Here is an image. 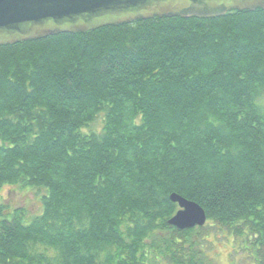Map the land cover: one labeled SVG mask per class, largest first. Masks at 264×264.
<instances>
[{
	"label": "trees",
	"instance_id": "trees-1",
	"mask_svg": "<svg viewBox=\"0 0 264 264\" xmlns=\"http://www.w3.org/2000/svg\"><path fill=\"white\" fill-rule=\"evenodd\" d=\"M11 185L42 210L0 203V264H213L208 224L264 264V8L1 44ZM173 192L204 227L169 224Z\"/></svg>",
	"mask_w": 264,
	"mask_h": 264
},
{
	"label": "water",
	"instance_id": "water-1",
	"mask_svg": "<svg viewBox=\"0 0 264 264\" xmlns=\"http://www.w3.org/2000/svg\"><path fill=\"white\" fill-rule=\"evenodd\" d=\"M258 8H264V0H0V45L111 23L163 16L213 18ZM170 199L179 207L168 221L171 226L183 231L207 224L200 204L176 192Z\"/></svg>",
	"mask_w": 264,
	"mask_h": 264
},
{
	"label": "rangeland",
	"instance_id": "rangeland-1",
	"mask_svg": "<svg viewBox=\"0 0 264 264\" xmlns=\"http://www.w3.org/2000/svg\"><path fill=\"white\" fill-rule=\"evenodd\" d=\"M103 119L100 116L91 126L100 129ZM0 203L4 204L6 212H12L17 208H26L28 216L40 214L42 202L40 196L33 191L21 189L17 186H4L0 189ZM208 224L203 234L206 238L209 254L212 256L213 264H252L250 255L243 249L240 238H234L226 230L217 225Z\"/></svg>",
	"mask_w": 264,
	"mask_h": 264
}]
</instances>
